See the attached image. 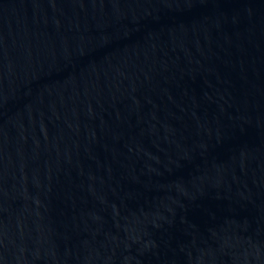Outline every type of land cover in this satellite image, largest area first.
Masks as SVG:
<instances>
[{
    "label": "water",
    "instance_id": "95a60500",
    "mask_svg": "<svg viewBox=\"0 0 264 264\" xmlns=\"http://www.w3.org/2000/svg\"><path fill=\"white\" fill-rule=\"evenodd\" d=\"M0 264H264V0H0Z\"/></svg>",
    "mask_w": 264,
    "mask_h": 264
}]
</instances>
